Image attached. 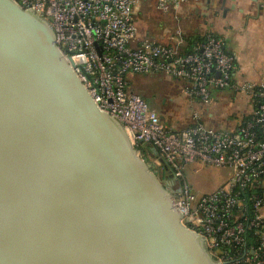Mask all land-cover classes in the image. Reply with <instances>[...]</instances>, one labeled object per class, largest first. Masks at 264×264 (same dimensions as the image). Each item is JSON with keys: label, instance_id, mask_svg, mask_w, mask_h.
Segmentation results:
<instances>
[{"label": "water", "instance_id": "water-1", "mask_svg": "<svg viewBox=\"0 0 264 264\" xmlns=\"http://www.w3.org/2000/svg\"><path fill=\"white\" fill-rule=\"evenodd\" d=\"M180 192L95 101L51 23L0 0V264H222Z\"/></svg>", "mask_w": 264, "mask_h": 264}, {"label": "built area", "instance_id": "built-area-1", "mask_svg": "<svg viewBox=\"0 0 264 264\" xmlns=\"http://www.w3.org/2000/svg\"><path fill=\"white\" fill-rule=\"evenodd\" d=\"M16 1L51 23L95 101L124 124L133 143L151 141L161 151L180 183L183 221L205 236L211 254L222 264H264V79L236 81L234 56L216 35L195 51L181 48V25L170 43L139 37L143 0ZM187 1L156 0V8L165 13ZM150 73L180 80L181 91L205 105L220 99L217 90L232 89L252 109L245 120L220 126L192 108L189 121L175 126L131 87V74ZM196 162L227 170V180L212 192L196 191L186 175ZM249 234L257 245L247 246Z\"/></svg>", "mask_w": 264, "mask_h": 264}, {"label": "crops", "instance_id": "crops-1", "mask_svg": "<svg viewBox=\"0 0 264 264\" xmlns=\"http://www.w3.org/2000/svg\"><path fill=\"white\" fill-rule=\"evenodd\" d=\"M146 1L149 2L150 0ZM152 3L153 0L150 1L151 5ZM156 11L158 12V22L170 21L175 28L181 25L184 35L194 40L195 45L193 48L200 44L209 34L222 38L226 50L235 59L236 81H249L258 84L264 79V0H191L185 2L177 9H171L165 13L159 10ZM141 21L140 19L139 37L156 39L166 43L173 42V29L168 31L160 28L159 34L152 35L151 30L144 28L145 31H143L141 29ZM133 75L147 74H131L130 77ZM164 78L170 84H176L180 91V93L178 91L175 96L170 97L174 104L173 109L180 110L181 114V117L175 122H181L184 118L189 121L188 108L190 105L182 106V100L187 99V102L192 105L194 99L181 91L182 83L180 80L169 78L165 75L158 79ZM228 91L236 94L232 89L217 90L215 93L222 96V100L210 103L207 110L205 109L203 118L206 119L207 115V122L210 124H217L221 117L229 114V108L226 107L225 103L228 100L232 101V98H230L232 96H228ZM239 97L240 99H245L240 106H246L249 112L253 106L252 102L249 98L242 95ZM234 98L235 95L233 100ZM164 104L166 107L169 106L165 100ZM201 105L204 106L203 103ZM229 105L231 106V102ZM232 105L235 107L237 104ZM170 122L173 123L174 121ZM173 124L177 126L175 123ZM227 178L228 171L226 177L217 187L222 185Z\"/></svg>", "mask_w": 264, "mask_h": 264}, {"label": "rangeland", "instance_id": "rangeland-1", "mask_svg": "<svg viewBox=\"0 0 264 264\" xmlns=\"http://www.w3.org/2000/svg\"><path fill=\"white\" fill-rule=\"evenodd\" d=\"M150 1L147 2L145 0L142 6V14L140 15V19L142 20L141 29L143 31H145L144 28L151 30L152 35L159 34L160 28L162 29L164 28L168 31H171L173 29L174 31L175 27L173 26L172 22L170 21H166L164 23L158 22L157 20L158 12L156 11L158 9L156 8V0H153L152 5L150 4ZM162 76L163 75L158 73L156 74L150 73L147 75H133L131 77L132 79L131 87L134 91L142 95L146 100L149 99L150 101H152L151 104L153 105V108L157 110L162 117H164V120L166 122L174 121L173 123H175L177 126H182L186 124L188 120L186 121V118H184L181 122H175L176 120L179 119V117H181V114H180V110L173 109L174 104L170 100V97L175 96L178 93L179 91L178 86H176V84L173 85L170 84V82L165 78L158 79L159 77ZM227 94L228 96H232L230 97L232 98V101L228 100V102L225 103L226 107L229 108V112H228L229 114L221 117L219 120V121H223L224 126H228L232 122L239 123L244 117V115H242L240 112L237 111L230 112V111L234 106L232 104L240 105V103L244 102L245 99L244 100L240 99V97L236 94H233L232 91L231 92L228 91ZM234 95L235 98L233 100ZM164 100L168 102L169 106L166 107V105L164 104ZM220 100H222V96H220V99L217 101ZM192 102L193 104L191 105V103L187 102V99L182 100V106H185L186 104L190 105L188 108V117H189V112L192 108L196 109L201 113V115L204 116V111L205 109L207 110L209 105L204 104L203 106L201 105V102L195 100ZM230 102H231V106L229 105ZM206 117L208 118L207 115ZM207 118L204 119L206 122L208 121ZM148 163L151 166V168L157 173V175L160 176L159 172L162 171V166L161 163L157 160V158L148 155ZM186 175L196 191L212 192L218 188L217 186L226 177L227 170L221 169L220 167L205 165L201 162H196L188 166V168L186 169ZM215 187L217 188L213 189Z\"/></svg>", "mask_w": 264, "mask_h": 264}, {"label": "trees", "instance_id": "trees-1", "mask_svg": "<svg viewBox=\"0 0 264 264\" xmlns=\"http://www.w3.org/2000/svg\"><path fill=\"white\" fill-rule=\"evenodd\" d=\"M141 14H142V13H141ZM183 37H184V42H183V44L181 45V48H182L184 51H195V50H199V48H198L199 44L193 48V46L195 45L193 39H191V38H189L188 36H185V35H184ZM131 82H132V81H131ZM147 101L150 102L149 99H148ZM246 118H247V115H245V116L242 118L241 121L245 120ZM137 148L139 149V151H142V152H144V153H146V154L148 155L147 151H146L143 147H141L140 145H137ZM161 166H162V165H161ZM162 170H163V172H164V176L167 177L166 174H167L168 171L164 170L163 167H162ZM248 237H249V239L247 240V246H250V245H257V244H258L257 237H254V236L251 235V234H249ZM222 248H223L224 250H229V249H230V248H228V247H226V246H222Z\"/></svg>", "mask_w": 264, "mask_h": 264}, {"label": "flooded vegetation", "instance_id": "flooded-vegetation-1", "mask_svg": "<svg viewBox=\"0 0 264 264\" xmlns=\"http://www.w3.org/2000/svg\"><path fill=\"white\" fill-rule=\"evenodd\" d=\"M241 104V103H240ZM240 112L242 115H246V113H247V109H246V106H244V107H241L240 105H236L235 107H232V110L230 111V112ZM216 125H220V126H222L223 125V121H219V122H217V124ZM140 154L143 156V158L148 162V155L146 154V153H144V152H142V151H140ZM171 172H167V177H165L164 176V172H163V170L162 171H160L159 172V174H160V177H161V179L163 180V182L167 185V186H169V187H174L175 186V182H176V179H175V177H171L169 174H170Z\"/></svg>", "mask_w": 264, "mask_h": 264}]
</instances>
